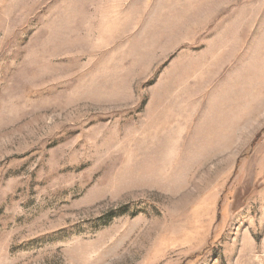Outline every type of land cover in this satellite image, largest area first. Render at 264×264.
Segmentation results:
<instances>
[{
    "label": "rangeland",
    "instance_id": "374dc122",
    "mask_svg": "<svg viewBox=\"0 0 264 264\" xmlns=\"http://www.w3.org/2000/svg\"><path fill=\"white\" fill-rule=\"evenodd\" d=\"M0 264H264V0H0Z\"/></svg>",
    "mask_w": 264,
    "mask_h": 264
}]
</instances>
